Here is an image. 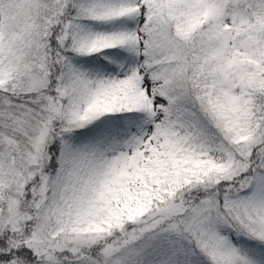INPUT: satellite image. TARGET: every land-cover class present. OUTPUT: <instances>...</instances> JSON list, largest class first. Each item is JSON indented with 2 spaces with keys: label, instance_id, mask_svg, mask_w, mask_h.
Masks as SVG:
<instances>
[{
  "label": "snow or ice",
  "instance_id": "snow-or-ice-1",
  "mask_svg": "<svg viewBox=\"0 0 264 264\" xmlns=\"http://www.w3.org/2000/svg\"><path fill=\"white\" fill-rule=\"evenodd\" d=\"M0 264H264V0H0Z\"/></svg>",
  "mask_w": 264,
  "mask_h": 264
}]
</instances>
